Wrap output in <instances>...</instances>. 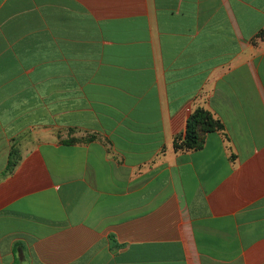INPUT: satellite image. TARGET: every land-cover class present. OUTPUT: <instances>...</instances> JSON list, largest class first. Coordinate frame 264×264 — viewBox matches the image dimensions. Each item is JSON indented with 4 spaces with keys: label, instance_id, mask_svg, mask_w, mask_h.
<instances>
[{
    "label": "crops",
    "instance_id": "0c3cea01",
    "mask_svg": "<svg viewBox=\"0 0 264 264\" xmlns=\"http://www.w3.org/2000/svg\"><path fill=\"white\" fill-rule=\"evenodd\" d=\"M0 264H264V0H0Z\"/></svg>",
    "mask_w": 264,
    "mask_h": 264
},
{
    "label": "trees",
    "instance_id": "16d2710c",
    "mask_svg": "<svg viewBox=\"0 0 264 264\" xmlns=\"http://www.w3.org/2000/svg\"><path fill=\"white\" fill-rule=\"evenodd\" d=\"M209 126V127H217L218 129H222V125L219 121L215 122L212 120L211 116H209L204 111H198L194 117L190 120L187 137L185 141V147L188 149L196 148L199 144V126Z\"/></svg>",
    "mask_w": 264,
    "mask_h": 264
}]
</instances>
